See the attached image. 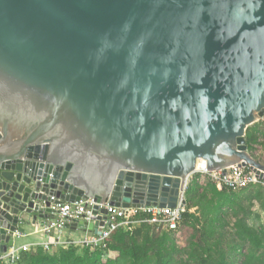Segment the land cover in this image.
<instances>
[{
	"label": "water",
	"instance_id": "water-1",
	"mask_svg": "<svg viewBox=\"0 0 264 264\" xmlns=\"http://www.w3.org/2000/svg\"><path fill=\"white\" fill-rule=\"evenodd\" d=\"M263 116L264 0H0V253L64 202L174 208L196 168L264 181Z\"/></svg>",
	"mask_w": 264,
	"mask_h": 264
},
{
	"label": "trees",
	"instance_id": "trees-1",
	"mask_svg": "<svg viewBox=\"0 0 264 264\" xmlns=\"http://www.w3.org/2000/svg\"><path fill=\"white\" fill-rule=\"evenodd\" d=\"M257 123L246 131V146L254 149L261 131ZM187 212L175 232L157 233L143 223L132 231H114L106 248L51 246L22 252L18 264H264V225H254L264 213V186L250 185L233 191L219 190L195 175L185 192ZM196 209L195 212H192ZM146 218L138 214L134 219ZM188 233L186 246H177L174 235Z\"/></svg>",
	"mask_w": 264,
	"mask_h": 264
},
{
	"label": "built area",
	"instance_id": "built-area-1",
	"mask_svg": "<svg viewBox=\"0 0 264 264\" xmlns=\"http://www.w3.org/2000/svg\"><path fill=\"white\" fill-rule=\"evenodd\" d=\"M210 176L211 181L219 190L225 187L229 190L237 191L255 184L264 186V181L257 178L252 170L238 166L228 168L225 174L222 172H211ZM186 188L180 192L174 208L168 206H146L138 209H123L111 206L109 202L98 203L93 198H88L86 201L64 202L55 205L52 207L54 212L51 216L42 221L38 220L35 225L29 227L30 231H28V228L25 233H20L18 230L12 233L15 241L21 236L31 237L39 234L45 236L46 239L24 244L20 248H17L14 243V246L10 247V249L8 248L6 252L0 253V264H18L22 252H29L39 247L45 250H49L51 246H60L62 248L91 247L104 250L106 242L114 231L119 228L132 231L136 226L143 223L152 225L157 233L175 232L179 229L183 215L187 212ZM103 209L106 210L107 215L105 225L100 234L87 231L74 238L67 239L65 237L70 232L69 225L72 223H94ZM97 211L98 215L96 214ZM126 211L128 214L125 213ZM138 214H143L146 218L134 219ZM41 222H44L43 225H41ZM19 226L23 227L22 223L19 222Z\"/></svg>",
	"mask_w": 264,
	"mask_h": 264
},
{
	"label": "rangeland",
	"instance_id": "rangeland-1",
	"mask_svg": "<svg viewBox=\"0 0 264 264\" xmlns=\"http://www.w3.org/2000/svg\"><path fill=\"white\" fill-rule=\"evenodd\" d=\"M256 123L258 124L257 125L258 129L261 131V136H260L259 144H257L255 146L254 155L257 158V161L260 164L264 165V116ZM248 169H250V168H248ZM210 173L196 172L195 174H192L189 177V179H188L187 186L191 183V181H192V179L194 178L195 175H199L200 182H202V183L210 182L211 181ZM195 210L196 209H193L192 212H195ZM254 210H255L256 213L260 214L261 219L259 221H251V223L254 224V225H258V224H263L264 225V213L261 212V210L258 208V206ZM173 235H174L175 242H176L177 246H186L187 239L189 238L190 234H188V233L178 234V232H176ZM30 239L31 238H27L25 240L27 241V240H30ZM23 241H24L23 239H20V240L18 239L16 244L20 245Z\"/></svg>",
	"mask_w": 264,
	"mask_h": 264
},
{
	"label": "crops",
	"instance_id": "crops-1",
	"mask_svg": "<svg viewBox=\"0 0 264 264\" xmlns=\"http://www.w3.org/2000/svg\"><path fill=\"white\" fill-rule=\"evenodd\" d=\"M52 218V217H51ZM28 231H30V228L28 229ZM83 233V231H78V232H76V233H70V232H68L67 234H66V238L67 239H69V238H74L75 236H79L80 234H82ZM27 238H31L30 240H25V239H27ZM20 240V239H23L24 241L20 244V245H17L16 244V242H17V240ZM46 239V237L45 236H42V234H39V235H35V236H31V237H28V236H21V237H18L17 239H16V241H15V246L17 247V248H20L22 245H24V244H28V243H32V242H34V241H36V240H45ZM10 249V248H9Z\"/></svg>",
	"mask_w": 264,
	"mask_h": 264
},
{
	"label": "bare ground",
	"instance_id": "bare-ground-1",
	"mask_svg": "<svg viewBox=\"0 0 264 264\" xmlns=\"http://www.w3.org/2000/svg\"><path fill=\"white\" fill-rule=\"evenodd\" d=\"M195 171L196 172H210L207 170V168H196Z\"/></svg>",
	"mask_w": 264,
	"mask_h": 264
}]
</instances>
